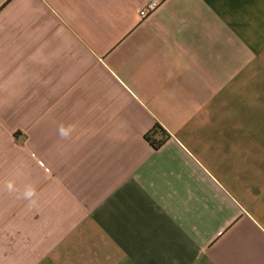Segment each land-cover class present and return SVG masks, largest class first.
Instances as JSON below:
<instances>
[{
    "label": "crops",
    "instance_id": "crops-1",
    "mask_svg": "<svg viewBox=\"0 0 264 264\" xmlns=\"http://www.w3.org/2000/svg\"><path fill=\"white\" fill-rule=\"evenodd\" d=\"M149 1L0 0V264H264V0Z\"/></svg>",
    "mask_w": 264,
    "mask_h": 264
},
{
    "label": "trees",
    "instance_id": "trees-1",
    "mask_svg": "<svg viewBox=\"0 0 264 264\" xmlns=\"http://www.w3.org/2000/svg\"><path fill=\"white\" fill-rule=\"evenodd\" d=\"M156 134L159 136L158 140L153 139V135H156ZM145 139L148 141V143H150V145L154 149H158L167 139V134L163 132L160 126L156 125L154 126L152 131L145 136Z\"/></svg>",
    "mask_w": 264,
    "mask_h": 264
},
{
    "label": "built area",
    "instance_id": "built-area-1",
    "mask_svg": "<svg viewBox=\"0 0 264 264\" xmlns=\"http://www.w3.org/2000/svg\"><path fill=\"white\" fill-rule=\"evenodd\" d=\"M158 2L156 0L149 1L144 8L139 12L140 18H145L157 8Z\"/></svg>",
    "mask_w": 264,
    "mask_h": 264
}]
</instances>
